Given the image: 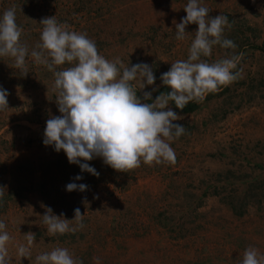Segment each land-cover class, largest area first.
Returning a JSON list of instances; mask_svg holds the SVG:
<instances>
[{"label": "rangeland", "instance_id": "obj_1", "mask_svg": "<svg viewBox=\"0 0 264 264\" xmlns=\"http://www.w3.org/2000/svg\"><path fill=\"white\" fill-rule=\"evenodd\" d=\"M187 2L0 0V17L15 6L21 42L29 47L27 74L16 69L13 58L0 57V88L9 93L8 109L0 112V187L6 189L0 220L12 237L10 264H36L37 255L56 247L67 248L83 264H239L249 246L264 254V0H201L209 17H228L232 26H225L223 36L237 45H215L201 59L238 56L233 71L240 76L189 102L197 106L192 113L177 114L183 119L173 123L185 133L169 141L175 164L141 162L120 172L102 157L81 159L95 168V176L43 143L47 120L62 115L53 72L30 56L43 18L55 16L70 30L86 33L110 61L119 58L129 68L149 65L154 84L140 89L139 79L131 83L142 102L151 103L168 87L162 74L187 59L198 30L190 23L186 38H175L173 21L186 17ZM144 92L151 100H143ZM78 175L82 179L75 180ZM69 183L87 189L69 192ZM46 207L68 220L79 208L84 227L49 235L42 217ZM29 232L35 234L31 256L20 258L18 245L26 244Z\"/></svg>", "mask_w": 264, "mask_h": 264}, {"label": "clouds", "instance_id": "obj_2", "mask_svg": "<svg viewBox=\"0 0 264 264\" xmlns=\"http://www.w3.org/2000/svg\"><path fill=\"white\" fill-rule=\"evenodd\" d=\"M184 10L186 17L180 23L173 21L175 38L184 40L185 28L190 23L197 24L198 30L187 59L171 63L170 70L161 76L163 84L171 91L161 93L151 103L142 102L131 83L139 79L140 89L153 85L155 76L149 65L141 63L129 68L119 58L110 61L98 53L95 41L86 33L70 30L69 25L59 23L55 16L43 18L40 42L30 56L35 63L53 72V91L57 93L56 102L62 114L47 120L43 143L54 145L57 152L63 150L70 164H78L81 171L95 176L99 175L95 168L81 163V159L90 161L102 157L106 165L120 172L136 169L141 162L150 166L175 164L176 154L169 141L182 136L185 127L173 123L183 117L168 108L169 102L182 110L189 102L202 100L206 92L227 86L240 76V72L233 71L238 56L212 63L201 59L211 56L215 45L225 49L237 47L234 41L223 36L225 26H232L228 17L221 14L209 17L210 9L202 6L201 0H188ZM22 33L23 29L16 23L15 6L5 10L0 17V57L13 58L16 69L27 74L29 47L21 42ZM66 63L72 66L55 70ZM8 95L0 88V112L8 109ZM143 100H151V93L144 92ZM80 179L79 175L75 177V180ZM86 189L85 184L66 186L69 192ZM5 190L0 187V197ZM42 217L49 235L74 233L84 227V214L79 208L74 210L72 220L64 218L63 214H53L50 207H46ZM72 221L75 227L70 226ZM24 236L26 244L18 245L17 253L20 258H30L35 234L29 232ZM11 239L5 222L0 220V264H10L7 245ZM35 259L36 264H83L62 247L39 254ZM239 264H264V254L249 246Z\"/></svg>", "mask_w": 264, "mask_h": 264}, {"label": "trees", "instance_id": "obj_3", "mask_svg": "<svg viewBox=\"0 0 264 264\" xmlns=\"http://www.w3.org/2000/svg\"><path fill=\"white\" fill-rule=\"evenodd\" d=\"M170 91H171L170 88L164 87L162 90H160L159 92L156 93V97L158 95H160L161 93H167ZM169 104H170L171 108L173 109V111L176 112L177 114H180V115H187V114L192 113L193 111H195L197 109V106L193 103H188L187 106L182 110L176 108L174 102L170 101ZM238 216H240V215H238Z\"/></svg>", "mask_w": 264, "mask_h": 264}]
</instances>
